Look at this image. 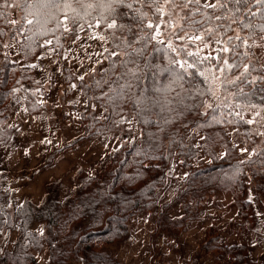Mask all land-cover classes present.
Segmentation results:
<instances>
[{
    "label": "trees",
    "instance_id": "trees-1",
    "mask_svg": "<svg viewBox=\"0 0 264 264\" xmlns=\"http://www.w3.org/2000/svg\"><path fill=\"white\" fill-rule=\"evenodd\" d=\"M162 1L20 0V25L12 32L5 31L7 18L2 13L5 9H0V51L2 37H17L19 52L26 60L33 58L46 40L54 49H61L66 38L63 20L71 31L78 24L105 29L116 55L107 54L102 71L89 83L81 84L86 99L98 101L104 112L101 119L90 117L87 134L120 135L125 130L117 121L126 115L134 117L141 131L139 140L125 144L121 141L118 149L101 161L95 174L64 202L58 203L48 195L40 206L28 205L24 212L16 211L12 219L0 208V232L16 217L21 229L12 251L0 257V264H36L32 251L40 249L41 238L29 232L28 225L44 220L49 225L47 236L43 237L50 248L49 264H68L74 260L80 264H118L100 246L124 239L127 221L134 214L154 209L157 191L165 183L175 151L184 156L192 154L181 142L183 134L192 129L202 134L203 150H212L214 144L221 143L223 155L207 166L182 164L188 171L183 194L190 202L182 200L184 215L176 220L168 221L164 213H158L154 229L166 232L184 229L187 222L197 218V209L205 197L217 190L240 191L239 196L234 194V206L239 217L246 224L250 222L254 207L245 197L244 174L247 170L252 179L264 176L258 174L260 167L264 172V149L249 160L240 159L222 127L212 123L218 117L217 109L202 111L209 91L198 68L192 66L194 61H189L188 68L179 65L172 49L156 40L153 29L145 25L148 20L155 23L162 17ZM176 1L187 9L183 20L186 29L198 31L210 27V34L219 32L222 39L227 38V43L233 44L237 58L231 57L232 72L242 65L244 56L238 52L243 45L264 35V0H210L208 5L198 0ZM5 2L8 0H0V6H6ZM235 29L238 37L233 35ZM258 68H253L258 73L256 80L251 81L246 75L238 83L241 88L235 89V99L264 110V76ZM23 71L27 68L4 63L0 68V88L9 83H32V78L22 76ZM2 94L6 95L5 90ZM237 125L247 137L246 129ZM84 218L88 225L76 229L74 223ZM207 231L202 251H216L217 264H264L253 263L243 244L222 245L213 228Z\"/></svg>",
    "mask_w": 264,
    "mask_h": 264
},
{
    "label": "rangeland",
    "instance_id": "rangeland-1",
    "mask_svg": "<svg viewBox=\"0 0 264 264\" xmlns=\"http://www.w3.org/2000/svg\"><path fill=\"white\" fill-rule=\"evenodd\" d=\"M198 1L204 5L211 2ZM19 4L20 0H8L6 6H0L5 9L2 13L7 18L3 22L7 23L6 32L20 25ZM161 8L163 15L158 22L148 20L145 25L153 29L156 40L172 49L179 65L188 68L189 61H194L192 66L198 68L209 91L202 111L217 109L218 117L212 123L222 127L239 158L249 160L264 149V110L236 101L235 89L240 90L237 85L246 75L251 81L258 78L253 68L259 67L264 76V35L243 45L238 52L244 56L242 65L232 72L231 57L237 55L227 38L222 39L219 32L210 34V27L198 31L186 29L183 20L187 9L176 0H163ZM63 28L66 38L61 49H54L46 40L41 42L38 53L27 60L19 52L17 37L9 39L4 34L5 39L1 38L0 68L4 63H13L19 69L27 68L23 77L32 78V83H9L0 88V208L10 219L16 211L24 212L28 205L40 206L48 195L58 203L64 202L95 174L101 161L112 155L121 141L125 144L141 137L130 115L117 121L125 130L120 135L87 134L90 117L101 119L104 112L98 101L86 99L81 84L89 83L102 71L107 54H116L103 28L78 24L71 31L65 20ZM233 35L239 36L237 29ZM187 56H191L189 60ZM237 124L246 129L247 137ZM181 142L192 154L184 156L175 151L165 183L157 191L154 209L134 214L126 223L127 236L102 244L100 250L118 264H217L216 251H202L210 227L217 232L222 245L243 244L253 263L264 262V176L252 179L247 170L245 197L254 207L249 223L239 217L234 206V194L239 196L241 192L217 190L205 197L197 209V218L187 222L184 229L168 232L154 229L158 213H164L168 221L176 220L184 215L182 200L190 202L183 194L188 171L182 164L207 166L223 155L221 143L214 144L212 150H203V136L195 129L183 134ZM258 174L264 175L263 167ZM57 189L64 195L61 201L57 200ZM87 225L84 218L73 226L82 229ZM48 227L45 220L28 225V231L41 238L40 249L32 251L36 264H49L50 248L43 240ZM20 231L17 217L8 228H2L0 257L12 251ZM68 264L80 263L74 260Z\"/></svg>",
    "mask_w": 264,
    "mask_h": 264
},
{
    "label": "crops",
    "instance_id": "crops-1",
    "mask_svg": "<svg viewBox=\"0 0 264 264\" xmlns=\"http://www.w3.org/2000/svg\"><path fill=\"white\" fill-rule=\"evenodd\" d=\"M4 184L3 182H1V185ZM59 188V187H58ZM56 197L58 201H61L64 198V195H61V191L59 189L56 190ZM29 201H35V199H31L29 197L26 198Z\"/></svg>",
    "mask_w": 264,
    "mask_h": 264
}]
</instances>
